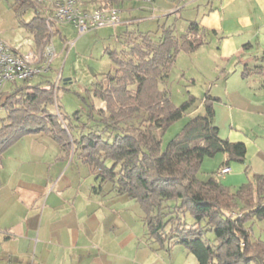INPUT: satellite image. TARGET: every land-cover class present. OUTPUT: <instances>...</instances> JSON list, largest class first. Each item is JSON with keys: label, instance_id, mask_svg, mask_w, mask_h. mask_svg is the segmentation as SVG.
<instances>
[{"label": "trees", "instance_id": "obj_1", "mask_svg": "<svg viewBox=\"0 0 264 264\" xmlns=\"http://www.w3.org/2000/svg\"><path fill=\"white\" fill-rule=\"evenodd\" d=\"M13 4H18L17 18L37 45L58 33L48 27L35 0ZM29 7L34 15L24 21L22 12ZM205 34L196 22L181 35L170 25L159 32L118 34L120 48H105L112 68L89 88L104 106L90 105L85 120L79 111L72 117L60 112L58 85L48 73L40 80L12 82L0 92V166L13 142L30 133L48 134L90 166L97 181L94 189L108 186L113 194L137 202L147 235L160 246L183 245L198 264H264V240L250 236L248 226L264 219V174L246 166L247 180L236 186L224 184L215 172L198 176L206 156L226 153L231 160H244L243 142L218 134L213 107L217 97L206 93L204 113L188 116L165 147L161 145V133L189 114L195 101L189 94L177 105L169 96L166 85L176 56L198 48ZM186 212L193 218L190 223L184 219Z\"/></svg>", "mask_w": 264, "mask_h": 264}, {"label": "crops", "instance_id": "obj_2", "mask_svg": "<svg viewBox=\"0 0 264 264\" xmlns=\"http://www.w3.org/2000/svg\"><path fill=\"white\" fill-rule=\"evenodd\" d=\"M80 1L85 7H118L121 19L112 27L118 42L125 30L159 32L170 25L181 35L191 22L205 29L198 48L177 54L168 81L175 70L180 76L181 69H194L191 83L202 81L201 100L206 93L217 97L213 107L219 136L243 142V161L218 154V168L226 159L231 166L223 176L215 170L221 182L246 181V166L264 174V0ZM13 3L0 0V7ZM67 25L75 29L69 23L55 25L56 45L66 38L61 28ZM0 37L6 40L1 28ZM39 46L32 38L30 48ZM96 183L90 166L48 134L30 133L13 142L0 166V264H198L183 245L167 249L147 235L137 202L113 194L108 186L96 190Z\"/></svg>", "mask_w": 264, "mask_h": 264}, {"label": "rangeland", "instance_id": "obj_3", "mask_svg": "<svg viewBox=\"0 0 264 264\" xmlns=\"http://www.w3.org/2000/svg\"><path fill=\"white\" fill-rule=\"evenodd\" d=\"M11 1L13 2L15 0ZM17 7L18 4H13V7L6 8L5 10L0 7V28L6 40H9V43L12 46L24 51L31 47L32 37L29 30H27L26 27L21 24L19 18H17L15 10ZM34 12V9L30 7L25 9L22 12V19L24 21L30 20L34 15ZM113 26L114 25L107 24L82 33H78L77 30L73 29L70 25L62 27L61 30L66 35V38L60 37L61 42L64 39L73 41V44L67 51L62 50L61 45H56L54 41L56 53L51 64L52 69L47 75H49L53 81L57 73L60 75L59 82L57 83L58 86L56 88V103L58 104L60 112L65 116L72 117L75 111H79L82 114L81 120H85L90 105H93L96 108L104 106V101L94 96L89 91V88H91L93 83L97 80L101 79V77L113 66L112 61L105 53V48L107 46L111 49L120 48V43L116 41L115 37L112 35ZM139 28L142 30L152 29V27H148L147 25H140ZM187 70L188 69L186 68L181 69L182 75L180 76L176 75V70L173 74L171 73L166 88L168 93L170 92L172 94L171 100L177 105L188 98L189 91L195 94L196 98L190 107V113L173 122L164 132L161 133L160 138L162 147H165L167 141L181 128L183 122L188 116L204 113V105L201 100L204 93V88H201L202 81L196 79L197 83L192 84L190 78L192 75L190 74L193 73L194 69L193 71L190 70L188 72ZM36 80L37 79L35 78L32 79V81ZM9 84L10 83H7L6 86ZM4 88L5 90L8 89V87ZM198 104L202 105L200 106L202 109L201 113H198L196 110ZM51 109L56 111L54 104L51 106ZM216 111L220 115L219 119H222L224 117L223 112L219 110L218 107L216 108ZM3 115L4 110L0 109V118ZM157 134L159 135L160 131H157ZM218 154L219 153L213 156L204 157L200 165L198 176L204 178L206 174L215 172V170L217 171L218 165L220 164ZM223 175L221 174V176ZM240 183H236L232 186H236ZM135 214L134 211V215ZM184 219L187 223L193 221L192 216L188 212L185 213ZM263 222L264 220L248 223L253 236H261L264 239V227L261 224Z\"/></svg>", "mask_w": 264, "mask_h": 264}, {"label": "built area", "instance_id": "obj_4", "mask_svg": "<svg viewBox=\"0 0 264 264\" xmlns=\"http://www.w3.org/2000/svg\"><path fill=\"white\" fill-rule=\"evenodd\" d=\"M42 7L48 27L57 23H69L78 33L103 26L115 25L120 22V10L113 5L85 7L79 0H36ZM52 22L55 24L52 26ZM73 41L62 40L61 49L67 51ZM56 47L53 37L44 41L37 48L21 51L0 37V92L7 83L45 75L52 68ZM60 75L56 74L55 86ZM231 167L227 161L218 168V174L228 173Z\"/></svg>", "mask_w": 264, "mask_h": 264}]
</instances>
